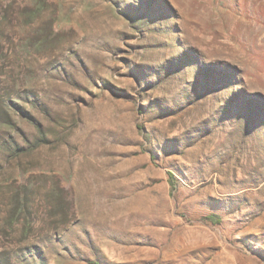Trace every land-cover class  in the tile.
Returning a JSON list of instances; mask_svg holds the SVG:
<instances>
[{
  "label": "rangeland",
  "instance_id": "rangeland-1",
  "mask_svg": "<svg viewBox=\"0 0 264 264\" xmlns=\"http://www.w3.org/2000/svg\"><path fill=\"white\" fill-rule=\"evenodd\" d=\"M0 264H264V0H0Z\"/></svg>",
  "mask_w": 264,
  "mask_h": 264
},
{
  "label": "trees",
  "instance_id": "trees-1",
  "mask_svg": "<svg viewBox=\"0 0 264 264\" xmlns=\"http://www.w3.org/2000/svg\"><path fill=\"white\" fill-rule=\"evenodd\" d=\"M171 185H174V180L172 178V173H170V179H169ZM208 219L214 221V222H219V219L218 218H214L213 216H209L207 217Z\"/></svg>",
  "mask_w": 264,
  "mask_h": 264
}]
</instances>
